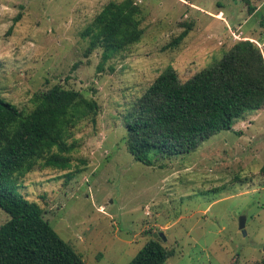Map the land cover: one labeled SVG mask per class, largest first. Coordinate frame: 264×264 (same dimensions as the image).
I'll return each instance as SVG.
<instances>
[{"label":"rangeland","instance_id":"rangeland-1","mask_svg":"<svg viewBox=\"0 0 264 264\" xmlns=\"http://www.w3.org/2000/svg\"><path fill=\"white\" fill-rule=\"evenodd\" d=\"M113 1L123 0H0V99L28 112L36 92L63 85L100 107L95 124L75 130L72 170L34 172L16 191L87 264H130L155 233L175 250L165 264H261L264 109L190 153L153 152V166L134 159L125 137L133 104L166 69L186 82L240 40L264 54V0H134L144 35L102 64V49L85 57L83 33ZM8 219L0 209V226Z\"/></svg>","mask_w":264,"mask_h":264},{"label":"trees","instance_id":"trees-1","mask_svg":"<svg viewBox=\"0 0 264 264\" xmlns=\"http://www.w3.org/2000/svg\"><path fill=\"white\" fill-rule=\"evenodd\" d=\"M142 25V10L134 0L108 3L83 33L89 39L85 57L102 49L105 64L140 43ZM189 32L166 49L178 48ZM32 102L33 109L26 112L0 99V209L9 217L0 226V264H87L45 219L40 205L16 186L37 171L72 170L78 148L75 130L87 120L95 124L100 107L63 85L36 92ZM262 109L264 54L250 39L240 40L213 68L186 82L166 69L133 104L126 146L136 161L153 166V152L161 157L190 153L215 134L231 130L247 111ZM174 255L175 250L153 237L130 264H165Z\"/></svg>","mask_w":264,"mask_h":264},{"label":"water","instance_id":"water-1","mask_svg":"<svg viewBox=\"0 0 264 264\" xmlns=\"http://www.w3.org/2000/svg\"><path fill=\"white\" fill-rule=\"evenodd\" d=\"M246 220L247 218L246 217H241L240 220H239V228L240 230L244 231L245 229V226H246ZM154 239H162L163 241H166V238L165 236L162 234V233H155L153 235Z\"/></svg>","mask_w":264,"mask_h":264}]
</instances>
